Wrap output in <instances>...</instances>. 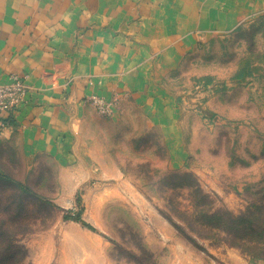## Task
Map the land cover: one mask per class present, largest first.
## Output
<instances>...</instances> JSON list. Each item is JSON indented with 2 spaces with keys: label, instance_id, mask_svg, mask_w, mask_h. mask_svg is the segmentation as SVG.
Instances as JSON below:
<instances>
[{
  "label": "rangeland",
  "instance_id": "obj_1",
  "mask_svg": "<svg viewBox=\"0 0 264 264\" xmlns=\"http://www.w3.org/2000/svg\"><path fill=\"white\" fill-rule=\"evenodd\" d=\"M165 86L176 108L167 130L129 103L121 115L94 107L83 178L46 160L2 164L0 220L17 264H264L206 218L264 214V16L201 43ZM77 213L95 231L64 217Z\"/></svg>",
  "mask_w": 264,
  "mask_h": 264
},
{
  "label": "crops",
  "instance_id": "obj_2",
  "mask_svg": "<svg viewBox=\"0 0 264 264\" xmlns=\"http://www.w3.org/2000/svg\"><path fill=\"white\" fill-rule=\"evenodd\" d=\"M261 16L264 0H0V82L16 74L28 87L0 137V169L18 156L83 178L91 146L80 138L99 118L93 96L110 115L129 103L167 130L170 72L201 43Z\"/></svg>",
  "mask_w": 264,
  "mask_h": 264
},
{
  "label": "trees",
  "instance_id": "obj_3",
  "mask_svg": "<svg viewBox=\"0 0 264 264\" xmlns=\"http://www.w3.org/2000/svg\"><path fill=\"white\" fill-rule=\"evenodd\" d=\"M77 203L80 204L81 199L77 197ZM3 206L0 209L5 211ZM202 213V209L195 212ZM16 213V212H15ZM17 214V213H16ZM220 215V216H219ZM65 218L80 223L83 227L95 231V229L86 223L80 216V213L75 215H66ZM206 218L216 219V225L213 229L220 235V240L232 247H236L241 253L253 259L264 260V214L261 209L249 210L240 212L234 215L228 211L215 210ZM6 223L0 220V241L3 244V249L0 251V264H17L15 259L16 245L15 240H4Z\"/></svg>",
  "mask_w": 264,
  "mask_h": 264
},
{
  "label": "built area",
  "instance_id": "obj_4",
  "mask_svg": "<svg viewBox=\"0 0 264 264\" xmlns=\"http://www.w3.org/2000/svg\"><path fill=\"white\" fill-rule=\"evenodd\" d=\"M27 92L28 87L19 75L10 74L6 82H0V137L10 125V116L25 104ZM91 102L99 114H111L110 104L102 98L93 96Z\"/></svg>",
  "mask_w": 264,
  "mask_h": 264
}]
</instances>
